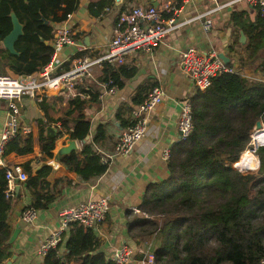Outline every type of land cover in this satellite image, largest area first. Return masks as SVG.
I'll list each match as a JSON object with an SVG mask.
<instances>
[{
    "label": "trees",
    "instance_id": "obj_1",
    "mask_svg": "<svg viewBox=\"0 0 264 264\" xmlns=\"http://www.w3.org/2000/svg\"><path fill=\"white\" fill-rule=\"evenodd\" d=\"M115 0H99L89 4L90 11L97 15L104 8H111ZM182 0H177L179 5ZM78 6V0H0V39L11 30L10 13L13 11L23 24V33L14 47L18 54L10 53L0 45V73L29 76L39 72L49 63L55 33L52 23L62 22ZM115 19L118 22L120 12ZM166 13V12H165ZM171 12L162 14L168 18ZM48 20L44 23L43 19ZM233 24L246 34V58H252L264 48V12L257 7L251 21L246 12L233 11ZM47 41V42H45ZM85 51L76 52L71 59L84 57ZM264 64V61H263ZM68 65H63L66 70ZM63 71V70H61ZM100 82L121 88L125 80L136 73L126 64L102 63ZM60 72V71H58ZM154 83L138 86L132 97V106L143 102ZM58 100H61L59 98ZM96 100L71 97L64 111L65 116L79 114L78 122L70 127L65 118H38V140L41 151L53 156L55 138L45 134L49 122H60L58 135L68 134L83 141L89 132L90 123L83 110ZM192 108V130L170 148L167 161L168 176L150 183L143 193L139 206L147 216L136 219L129 225V234L137 239L152 242L153 264H262L264 262V145L257 148L247 171L233 166L240 154L249 146L250 132L255 122L264 114V80H253L238 73H222L212 78L204 90L196 89L189 98ZM45 99L39 102L46 112ZM131 124L130 120L123 127ZM254 132V131H253ZM104 137L102 126L94 141ZM84 142V141H83ZM33 149L30 133L17 135L6 145L5 153L26 154ZM86 163L81 166L75 152L63 157L62 163L83 179L101 175L107 168L101 155L90 144H83ZM239 165V163L237 162ZM241 165V164H240ZM242 165V166H245ZM26 189L31 195L28 208H44L53 199L44 191L49 186L46 176L51 167L45 165L31 173L29 164ZM245 170V171H246ZM4 170H0V264L10 257V229L7 217L11 209L5 199ZM153 216H160L159 221ZM135 217L131 219L134 220ZM62 242L50 249L41 264H115L100 250L99 239L93 227H84L73 222L63 231Z\"/></svg>",
    "mask_w": 264,
    "mask_h": 264
},
{
    "label": "crops",
    "instance_id": "obj_2",
    "mask_svg": "<svg viewBox=\"0 0 264 264\" xmlns=\"http://www.w3.org/2000/svg\"><path fill=\"white\" fill-rule=\"evenodd\" d=\"M96 1L99 0H78L76 10L65 20L52 23L55 30L64 26L71 28L75 41L60 50L55 71L64 70L65 64L68 67L72 65L75 59L71 57L78 51H85V56L101 53L113 34L114 22L122 7L137 3L153 5L151 0H115L111 8H104L102 12L94 15L89 9V4ZM156 1V7L162 14L169 13L165 8L167 5L179 8L173 14L177 26L167 33L161 43L150 50L135 51L127 56L124 64L136 69L134 76L125 80L121 88H116V91L110 94L103 89L102 82L99 81L102 72L99 68H95L92 77H82L76 82L78 91H87L89 95L92 93L96 100L89 102L83 110L90 123L89 138L84 142L77 140L78 148L75 154L80 159L81 166H84L87 161L82 152L83 144H90L101 158L112 153L109 157L105 156L107 168L101 175L85 180L62 162H55L53 156L49 157L41 151L38 140L39 117L44 120L46 117L65 118L70 127L78 122V113L70 116L64 114L71 96L53 91L46 92L43 99L46 100L48 109L43 112L35 97L23 95L21 122L22 126L30 129L33 149L26 154L5 153L0 170L13 164H20L24 168V164L28 163L31 173L35 174L37 169L48 165L51 167L46 176L49 186L44 191L52 195L53 199L46 207L36 209V217L26 223L20 217L22 211L31 203V195L26 189L25 181L13 183L12 192L9 195L4 194L11 205L7 224L10 229V257L15 255L12 264H41L44 256L38 253L39 246L61 225L60 210L103 196L109 198L110 209L105 220L93 228L99 239L100 250L105 256L112 258L114 250L123 244L135 247L140 241H146L133 238L129 234V225L136 219L147 216L139 209L147 186L168 176V160L164 158L163 151L170 149L177 142V121L181 102L189 99L195 92L192 80L178 70L180 51L184 48L194 46L203 52H214L217 55L222 53L228 58L226 63L236 68L242 77L249 81L264 80V48L252 58H246L248 34L230 20L233 11H243L253 21L257 7L249 5L246 0H234L233 5L218 10L214 8L233 0H182L179 5L177 0ZM209 11L210 14L206 16ZM206 18L211 19L212 26L204 31L202 23ZM241 33L244 34V42L240 41ZM0 45L3 46L1 39ZM80 47L82 49L79 50ZM145 82L162 85L165 92L162 101L147 114L145 134L132 151L128 154H113L117 135L124 128L123 123L130 120L132 97L138 86ZM59 98L61 100H58ZM7 109V102L0 99V134L7 117ZM56 124L55 121L49 122L45 127V134L47 135L48 126L56 128ZM100 126L103 128L104 137L96 142L94 138ZM66 135L68 134L57 135L55 144H64L62 139ZM241 156L242 153L238 162L242 160ZM234 163L233 165L237 166ZM17 185L19 190L16 193ZM7 187L6 184L4 189ZM133 217L135 219L131 221ZM153 218L159 221L162 219L160 216ZM138 261L134 264H138ZM4 263L5 261L2 264Z\"/></svg>",
    "mask_w": 264,
    "mask_h": 264
},
{
    "label": "built area",
    "instance_id": "obj_3",
    "mask_svg": "<svg viewBox=\"0 0 264 264\" xmlns=\"http://www.w3.org/2000/svg\"><path fill=\"white\" fill-rule=\"evenodd\" d=\"M246 1L249 5L258 7L264 12V0ZM234 2V0L228 1L215 7L214 10L231 6ZM165 8L172 15L163 19L162 11L153 5L137 3L136 5L125 7L120 12L118 22L113 28V34L104 50L98 55L75 59L73 64L66 70L55 71L57 61H59L57 57L60 50L66 45L75 43L71 28L64 26L55 30L51 41L53 47L51 59L39 72L24 77L0 73V99L7 102L8 108L7 117L0 134V163L3 161L7 143L19 134L24 135L30 132L29 127L22 126L21 122V100L23 95L33 96L37 102H41L45 93L50 91L71 97L78 96L80 99L89 98L90 95L87 91L77 90L76 82L79 78L92 77L95 68L101 69L104 61L113 65L124 64L129 54L139 50H150L153 46L161 43L167 33L177 26L173 14L179 8L170 7L169 5ZM108 9L105 8V10ZM208 14H210V11L206 16ZM211 26L212 21L210 18H206L202 23L204 31H207ZM178 70L183 76L192 80L195 90H204L210 85L212 78L222 73L240 74L236 68L228 65L216 53L203 52L194 46H188L180 51ZM109 83L111 81L102 82L103 89L109 94L114 93L117 87L109 86ZM164 93L162 85H155L148 92L142 103L132 106L129 114L131 124L119 131L113 154H128L132 151L135 144L145 134L147 114L162 101ZM259 120L261 121V126L257 129H252L250 133V148L254 151L264 145V142L254 143L252 135L255 133L253 131L260 132L263 129L264 114ZM56 128L58 131L61 130L59 122H57ZM177 130V141L184 140L192 130V108L189 99L181 102ZM169 154L170 149L163 151V156L167 160ZM105 156L101 158L104 162H106ZM27 179L28 174L20 164L6 167L4 169V194L9 195L12 192L11 185L13 183L24 182ZM6 184L8 187L4 189ZM109 209L110 200L107 196L81 201L72 206L62 208L59 213L61 225L43 240L39 246L38 253L45 256L50 249L57 247L62 242V233L69 223L77 222L84 227H94L105 220ZM20 217L26 223L31 222L36 217V210L27 208L22 211ZM135 257H138V259H135ZM111 260L115 264H134L138 260V264H153L152 242L140 241L135 247L123 244L114 250Z\"/></svg>",
    "mask_w": 264,
    "mask_h": 264
},
{
    "label": "water",
    "instance_id": "obj_4",
    "mask_svg": "<svg viewBox=\"0 0 264 264\" xmlns=\"http://www.w3.org/2000/svg\"><path fill=\"white\" fill-rule=\"evenodd\" d=\"M117 1H120V0H117ZM151 1H152V4L156 7L157 1L156 0H151ZM10 18H11L12 28L5 35V37L2 39V44H3V47L6 48L10 53L18 54V52L16 51V49L14 47V43L17 40V38L23 33V24L19 21L17 15L13 11L10 13ZM42 19H43L44 23L48 22L47 19H45V18H42ZM240 41L244 42V34L243 33H241ZM45 42H47V41H45ZM218 56L220 58H222L225 62H228V58L224 54L219 53ZM260 126H261V121L258 119L253 126V130L259 128ZM57 135H58V132H57L56 128H54L52 126L47 127V136L48 137L55 138ZM88 138H89V136L87 135L83 141H86ZM62 140H63L64 144H55L54 148L52 150L53 159L57 163L62 162V159L64 156L71 154L72 152H75L78 148L77 140L73 139L70 135L63 136ZM233 166L235 168H238L236 165H233ZM258 169H259V158H258V163H257V170ZM248 172H251V171H247L245 173H248ZM18 190H19V186L17 185L16 186V193L18 192ZM14 260H15V255L11 256L7 261H5L4 264H12L14 262Z\"/></svg>",
    "mask_w": 264,
    "mask_h": 264
},
{
    "label": "bare ground",
    "instance_id": "obj_5",
    "mask_svg": "<svg viewBox=\"0 0 264 264\" xmlns=\"http://www.w3.org/2000/svg\"><path fill=\"white\" fill-rule=\"evenodd\" d=\"M263 128H264V126H263ZM255 133H253L252 135H253V139H254V143H263L264 142V130L262 129L260 132H258V131H254ZM253 152H255L256 153V151H254V150H252V148L249 150V149H246L245 151H243L242 152V156H241V158H242V160L241 161H243V160H245V159H248L249 158V156H251L252 155V153ZM252 157V156H251ZM239 160V159H238ZM257 160V157H255V159H254V161L251 163V166L253 165V163L255 162ZM241 161H239V162H241ZM236 163V162H235ZM238 167V166H237ZM245 167H249V166H246L245 165ZM239 169H240V167H238Z\"/></svg>",
    "mask_w": 264,
    "mask_h": 264
},
{
    "label": "rangeland",
    "instance_id": "obj_6",
    "mask_svg": "<svg viewBox=\"0 0 264 264\" xmlns=\"http://www.w3.org/2000/svg\"><path fill=\"white\" fill-rule=\"evenodd\" d=\"M87 56L91 57L92 55H87ZM84 57H85V56H84ZM80 58H83V57H80ZM76 59H78V58H76ZM263 130H264V128H263ZM251 132H252V130H251ZM251 132H250V133H251ZM250 146H251V141H250V143H249V146H248L246 149H249V150H250V149H251ZM246 149H245V150H246ZM245 150H244V151H245ZM251 156H252V157H251ZM251 156H249L248 159H245V160L241 161L240 163L237 161V162L239 163V165L237 164V162H236L235 164H237V166L240 167V169H241L243 172H247V171H245V170L248 169V168H251L252 166L249 165V167H245V166H242V165H245V164L250 163V162L253 160V156H255V153L253 152ZM240 164H241V165H240ZM237 169H239V168H237ZM240 169H239V170H240ZM250 171H251V173H252V172H256V171H257V168L254 169V170H250Z\"/></svg>",
    "mask_w": 264,
    "mask_h": 264
}]
</instances>
